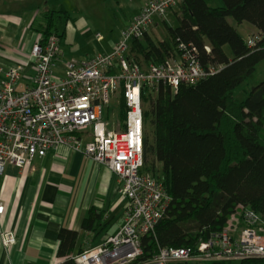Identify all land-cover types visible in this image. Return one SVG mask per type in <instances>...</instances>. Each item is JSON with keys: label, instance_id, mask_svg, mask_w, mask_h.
Listing matches in <instances>:
<instances>
[{"label": "built area", "instance_id": "1", "mask_svg": "<svg viewBox=\"0 0 264 264\" xmlns=\"http://www.w3.org/2000/svg\"><path fill=\"white\" fill-rule=\"evenodd\" d=\"M180 1L149 0L112 52L69 60L63 76L55 73L56 64L64 57L57 34L33 45L30 85L19 88L23 65H0V177L9 165L23 169L36 157L56 154L66 147L114 173L118 192L126 200L118 231L100 245L75 255L77 264H132L142 254V238L154 234L170 205L162 176L141 171L143 90L165 85L176 94L181 85H194L215 70L205 69L198 50L184 43L173 48L172 55L162 62L141 65L129 57V52L131 41L145 37L156 20H164ZM259 39L254 34L247 45L254 47ZM121 98L126 106L125 118L112 122L111 102L117 99L120 106ZM239 208L240 217L231 215L224 230L196 248L165 247L140 264H208L264 258V218L253 209ZM4 210L0 201V217ZM0 240L8 248L17 236L3 230Z\"/></svg>", "mask_w": 264, "mask_h": 264}, {"label": "trees", "instance_id": "2", "mask_svg": "<svg viewBox=\"0 0 264 264\" xmlns=\"http://www.w3.org/2000/svg\"><path fill=\"white\" fill-rule=\"evenodd\" d=\"M223 2L214 8L206 0H181L176 10L178 26L165 23L167 39L157 43L146 33L130 43L129 57L141 65L166 60L173 48L184 43L198 50L205 69L215 70L194 85H181L176 94L165 85L143 90L141 171L162 176L171 202L154 234L142 238V254L132 264L152 259L165 247L196 248L224 230L231 215L240 217L241 205L264 218V80L246 98L235 96L264 60V0ZM58 12L74 20L66 8ZM59 17L48 12L44 16L48 20L36 23L41 42L52 34L62 38L64 34L56 29ZM231 17L258 29L256 46L247 45L230 24ZM119 107L124 120L122 98ZM89 214L83 222L85 230L98 226L101 219L96 208ZM78 237L75 230H60L61 264H77L74 256L84 251L76 249ZM208 264H264V258Z\"/></svg>", "mask_w": 264, "mask_h": 264}, {"label": "crops", "instance_id": "3", "mask_svg": "<svg viewBox=\"0 0 264 264\" xmlns=\"http://www.w3.org/2000/svg\"><path fill=\"white\" fill-rule=\"evenodd\" d=\"M148 1L112 0L110 6L120 16V21L116 34L112 32L105 41L98 31L105 22L102 14L94 13V21L81 14L82 6L91 5L89 0H0V65H23L19 88L30 85L34 73L31 50L42 39L35 25L51 12L53 16H60L56 29L64 34L60 38L64 57L55 67V73L63 76L67 61H81L114 49L123 31ZM73 6L80 7V15L74 13ZM61 8H66L74 20L58 12ZM169 12L177 18L175 9ZM167 20L157 19L150 28L148 35L153 40L156 27ZM228 20L233 25L230 18ZM238 28L245 29L250 37L258 33L248 22L239 24ZM227 52L232 57L229 48ZM2 79L0 75V83ZM119 119L123 120L120 112ZM118 186L116 175L109 169L66 147L56 154L48 152L36 157L23 169L7 166L0 177V201L5 206L0 217V232H15L17 241L4 248L0 240V264H61L63 259L58 249L59 233L63 228L78 232L76 249L85 250L101 244L107 236L116 233L123 222L126 200L119 194ZM92 208L97 209L101 219L98 226L95 223L92 230H85L83 222L89 218Z\"/></svg>", "mask_w": 264, "mask_h": 264}, {"label": "rangeland", "instance_id": "4", "mask_svg": "<svg viewBox=\"0 0 264 264\" xmlns=\"http://www.w3.org/2000/svg\"><path fill=\"white\" fill-rule=\"evenodd\" d=\"M89 2H91L90 6H87V5L82 6L81 14H83L85 17H88V18L90 17L91 19L93 18V21L95 19L93 17L94 13L102 14V17L105 18V22H103L101 24L102 29H99L98 31L103 35L105 41H107L109 35L112 32H114V34H116V26L118 24L117 22L120 21V16L112 10V8L110 6V3L112 2V0H89ZM207 3H209V5L211 7H214V8L224 5V2L222 4V0H208ZM73 9H75L74 13L76 15H80V12H78V9H80L79 6H77V8H74V6H73ZM174 9L178 10V6H177V8H174ZM170 13L171 12L167 13V15H166V18H168V20H167L168 24L167 23L166 24L169 26H178L179 20L177 18H175L172 14L169 15ZM230 21L234 26H237L238 31L242 34V36H244L248 40L250 36H247L248 35L247 31H245V29H243V28H238L239 24L234 20V18L231 17ZM166 27L167 26H165L164 22L160 23L156 27V30H154L155 42L158 43L159 41H163V40L168 38ZM152 35H153V33H152ZM110 38H113V37L110 36ZM99 50L101 51V49H99ZM112 51H113V49L110 52H112ZM110 52H101V53H110ZM263 79H264V60L260 62V64L257 66L256 71L249 78V80L246 81L245 83H243L240 87H238L235 90V96L238 97L239 99L246 98L248 91H250L253 86L262 82ZM117 104H118L117 99H114L110 105L109 115H110V117H112L114 119V120L112 119V122L119 120L120 108H119V106H117ZM149 157H150L149 160H152V156L150 155ZM98 245H100V244H98ZM98 245H96V246H98Z\"/></svg>", "mask_w": 264, "mask_h": 264}]
</instances>
